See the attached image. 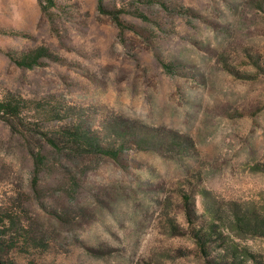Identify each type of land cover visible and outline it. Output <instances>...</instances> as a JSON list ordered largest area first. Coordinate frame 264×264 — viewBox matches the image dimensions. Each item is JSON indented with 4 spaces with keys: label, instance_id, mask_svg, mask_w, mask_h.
I'll return each instance as SVG.
<instances>
[{
    "label": "rangeland",
    "instance_id": "rangeland-1",
    "mask_svg": "<svg viewBox=\"0 0 264 264\" xmlns=\"http://www.w3.org/2000/svg\"><path fill=\"white\" fill-rule=\"evenodd\" d=\"M53 1L0 0V100L31 101L0 117V254L264 261V237L233 223L264 217V0ZM77 126L119 159L76 151L59 133ZM213 222L206 256L195 231Z\"/></svg>",
    "mask_w": 264,
    "mask_h": 264
},
{
    "label": "trees",
    "instance_id": "trees-1",
    "mask_svg": "<svg viewBox=\"0 0 264 264\" xmlns=\"http://www.w3.org/2000/svg\"><path fill=\"white\" fill-rule=\"evenodd\" d=\"M42 4L45 0H39ZM49 6L44 5V9H49L51 5H55L53 0H47ZM52 5V6H53ZM101 7V5H100ZM116 22L122 26V21L118 16V12L112 11ZM139 16L142 18L148 19V17L141 13ZM44 50L40 49L36 51L34 54H27L19 59H16V63L20 66L32 67L35 63H37L38 58L43 55ZM164 66L167 69H171L172 65L169 63H165ZM31 101L25 99H16L15 97H8L6 99L0 100V117L6 120L7 122H13V119H21L25 110L29 108ZM63 138L71 141L76 151L79 152H87L91 150V152H99L102 155L108 156L112 159H119L121 152L123 150V146L119 148L115 147H106L102 146L97 137L89 133L85 128L81 126L65 128L62 132L59 133ZM60 147V143H55ZM4 222V220H1ZM233 223H235L238 227L242 229H247L253 232L256 235L264 237V217L259 216L256 212H245L243 214H235L233 218ZM221 227L218 223L213 222L210 226L199 228L195 231L196 236L199 238V241L202 245V249L206 256H210L207 251L206 242L210 241L214 235L221 234ZM253 263L252 264H264V261L259 259L257 255H253ZM222 259H226V257L218 258L214 262L216 264H223ZM0 264H19L15 261L5 259L3 255L0 254ZM229 264H246L245 262H236V258H233V261Z\"/></svg>",
    "mask_w": 264,
    "mask_h": 264
}]
</instances>
